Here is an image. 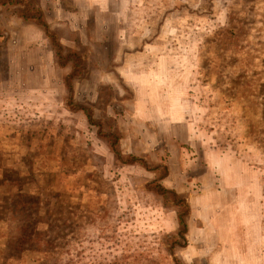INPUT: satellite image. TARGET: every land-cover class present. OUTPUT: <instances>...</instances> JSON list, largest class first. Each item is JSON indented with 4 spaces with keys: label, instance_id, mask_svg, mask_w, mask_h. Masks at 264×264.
Listing matches in <instances>:
<instances>
[{
    "label": "rangeland",
    "instance_id": "obj_1",
    "mask_svg": "<svg viewBox=\"0 0 264 264\" xmlns=\"http://www.w3.org/2000/svg\"><path fill=\"white\" fill-rule=\"evenodd\" d=\"M105 133L169 168L195 235L238 186L264 249V0H0V264H110L129 234L165 256L176 214Z\"/></svg>",
    "mask_w": 264,
    "mask_h": 264
},
{
    "label": "trees",
    "instance_id": "obj_2",
    "mask_svg": "<svg viewBox=\"0 0 264 264\" xmlns=\"http://www.w3.org/2000/svg\"><path fill=\"white\" fill-rule=\"evenodd\" d=\"M231 1V0H230ZM59 48H62L59 46ZM61 52V56H62ZM63 63L66 64L65 61L61 60ZM77 75L73 74L68 80H67V86L69 87L71 91V97L68 102V106H70L73 110L79 111L80 113H84L91 119V112L86 107L75 105L74 99H73V90H74V80L76 79ZM105 139L113 138V148L112 152L114 155L117 156V162L124 164V165H131V166H139L141 168H144L147 172L154 173L157 177L149 181L147 184V188L151 194H153L155 197H158L162 200H164L165 207L170 213H175L178 221V232L174 236H165L164 239L161 238V242L165 243V247L163 248V251H165V256H159L158 254H155L152 252L156 247H150V244H156V241L158 238H155L154 242L148 244H143V240H138L137 238L134 239L133 234H129L130 247L127 249V253H121L119 257L116 259L114 258L110 264H184L182 262L181 254L183 251L187 250L189 247L188 242V236H189V221L191 216V211L188 203L185 201V198H183L181 195L177 194L174 190L167 189V182L170 178V172L169 168L166 165H154L152 162H149L144 157L139 155L134 156H124L122 152L119 150L120 147V138L114 135H110L108 133L104 134ZM27 205V204H25ZM28 212V210H26ZM28 232V231H27ZM37 234L38 236L42 237L41 234H38V232L34 233H28L25 235L24 238H22L27 244L29 243L30 239L34 238V235ZM119 235V234H118ZM120 236V235H119ZM128 237V235H124ZM118 237V236H117ZM134 239V241H132ZM149 239L148 237L144 240ZM160 239V238H159ZM51 244V243H49ZM55 244V243H52ZM120 245V243H119ZM148 245V246H147ZM28 249V248H27ZM84 254L79 252L75 257L83 256ZM74 257V258H75ZM172 258V259H171ZM79 261H86L85 257H82ZM68 262H71L70 260H66L65 264ZM87 264H102L97 263L96 260H93V258L90 259V261Z\"/></svg>",
    "mask_w": 264,
    "mask_h": 264
},
{
    "label": "crops",
    "instance_id": "obj_3",
    "mask_svg": "<svg viewBox=\"0 0 264 264\" xmlns=\"http://www.w3.org/2000/svg\"><path fill=\"white\" fill-rule=\"evenodd\" d=\"M42 69L45 68L42 67ZM239 180L244 181L240 175ZM234 187L228 191L233 204L228 209L216 211L219 213L217 223L213 220L210 223L204 222L197 228L195 235L196 228L190 222L188 239L195 240L194 245L190 243L189 248L184 252L186 259L192 255L197 261L203 260L206 263L214 261L215 264H238L244 254L250 258L252 251L257 253L253 255L257 260H264L262 256L264 249L254 235L259 225L254 217L256 215L254 203L257 204V202L250 200L248 196L242 202V189L240 190L236 185ZM241 210L246 219L241 218Z\"/></svg>",
    "mask_w": 264,
    "mask_h": 264
}]
</instances>
